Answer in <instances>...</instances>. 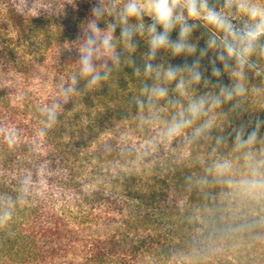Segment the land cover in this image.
Instances as JSON below:
<instances>
[{"label": "trees", "instance_id": "16d2710c", "mask_svg": "<svg viewBox=\"0 0 264 264\" xmlns=\"http://www.w3.org/2000/svg\"><path fill=\"white\" fill-rule=\"evenodd\" d=\"M96 2L25 0L24 6V0H0V129L15 127L21 138L18 146L9 150L0 133V193L15 195L25 175L33 180L28 202L17 208L8 228L0 229V264H102L114 253L110 246L113 237L89 231L96 228L100 232L116 224L160 222L164 190L172 183L168 176L179 169L184 158L195 157L206 141L209 152L210 145L222 136L220 121L228 118L238 127L256 117L264 118V58H257L261 75L248 74V91L238 98L241 108L232 111L234 100L197 122L214 120L211 139L188 143L178 137L161 142L158 133L181 110L180 105L169 103L178 99L171 91L174 85L169 86L168 99L156 101L152 123L142 124L139 117L148 115V110L140 113L133 102L140 94L141 79L133 75V68L122 64L100 90L74 96L61 111L57 125L39 137L37 131L44 119L40 108L59 98L57 82H67L78 73V52L65 47L83 35L82 28ZM209 2L219 8L223 0ZM108 20L111 22L110 17ZM145 22L151 23L150 18L145 17ZM200 24L192 40L204 47L212 30L202 21ZM99 26L103 29L106 24L102 21ZM119 34L117 28L115 35ZM177 36L174 31L172 38ZM136 39L133 60L142 66L148 46ZM193 59L161 53L156 63L175 65ZM202 65L208 67L207 58ZM205 74L211 75L210 67ZM221 79L231 83L227 75ZM83 84L81 81V90ZM208 90L201 84L195 95ZM188 99L183 98L184 106ZM77 105L82 111L100 112L98 122L92 121L94 129L109 132L122 127V133L129 131L131 138L121 143L118 138L124 134L113 140L107 133L97 145L79 141L77 134L83 132L81 120L73 112ZM145 147L150 153L147 157Z\"/></svg>", "mask_w": 264, "mask_h": 264}, {"label": "clouds", "instance_id": "9594fccd", "mask_svg": "<svg viewBox=\"0 0 264 264\" xmlns=\"http://www.w3.org/2000/svg\"><path fill=\"white\" fill-rule=\"evenodd\" d=\"M233 16L240 18L239 23L234 22ZM145 17L150 18L151 23H146ZM102 21L106 24L103 29L99 26ZM201 21L212 30L204 47H198L192 40ZM117 28L119 37L115 35ZM174 31L178 32L176 39L172 38ZM82 32V36L65 47L68 51L77 50L78 73L67 82H57L59 98H53L49 105L40 108L44 119L43 126L37 131L39 137H45L57 125L61 111L74 96L85 90H100L113 71L123 64L133 68V75L141 79L140 94L133 102L140 113L148 110V115L139 117L142 124L152 123L156 101L168 99L169 86L174 85L171 91L178 99L169 100V103L180 105L181 110L158 133L161 142L178 137L188 143L200 138L208 140L212 138L214 120L197 122L234 100L232 111L240 109L238 98L248 91V74L261 75L256 60L264 58V5L256 0H223L219 8L211 5L209 0H97ZM137 37L148 46L147 52L142 54V66L133 60L138 48ZM161 53L173 58L194 59L191 63L185 60L183 64L175 65L156 63ZM205 58L208 59L207 68L202 65ZM218 63L222 67L217 66ZM209 67L211 75L207 76ZM224 75L231 83L222 81ZM81 81L84 82L82 90L79 87ZM201 84L211 90L195 95L196 86ZM183 98H189L186 106L182 103ZM262 128L264 118L256 117L232 129L233 150H247L245 162L251 175L243 181V187L248 191L264 192V156L251 151L253 146L264 144ZM0 133L9 150H14L20 143V133L15 127L0 129ZM225 142V137L216 138L218 145ZM149 154L145 147L144 155ZM214 167L216 175L224 177L232 166L227 160H217ZM227 182L232 183L231 180ZM32 185L31 175H25L20 179L15 195L0 193V229L8 228L17 208L28 202Z\"/></svg>", "mask_w": 264, "mask_h": 264}, {"label": "rangeland", "instance_id": "374dc122", "mask_svg": "<svg viewBox=\"0 0 264 264\" xmlns=\"http://www.w3.org/2000/svg\"><path fill=\"white\" fill-rule=\"evenodd\" d=\"M256 2L264 5V0ZM232 18L239 23L238 16ZM80 108L77 105L73 110L81 120L83 134L76 133L79 141L97 145L107 133L113 140L124 134L118 138L121 143L131 138L129 131L122 133V127L109 132L94 129L92 121L98 122L100 112ZM230 121H220L225 143L218 145L215 140L207 152L206 141L195 157L187 156L177 171L165 174L172 183L164 190L160 222L116 224L88 232L113 237L114 253L102 264H264V192L243 187L251 170L245 162L247 150H233V133L227 135V130L236 126ZM251 151L264 156V144ZM217 160H227L232 166L224 177L216 175Z\"/></svg>", "mask_w": 264, "mask_h": 264}]
</instances>
